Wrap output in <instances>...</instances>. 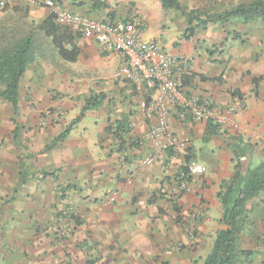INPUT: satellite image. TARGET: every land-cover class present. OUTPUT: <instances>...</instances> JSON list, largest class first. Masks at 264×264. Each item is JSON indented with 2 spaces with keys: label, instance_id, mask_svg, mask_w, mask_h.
<instances>
[{
  "label": "crops",
  "instance_id": "crops-1",
  "mask_svg": "<svg viewBox=\"0 0 264 264\" xmlns=\"http://www.w3.org/2000/svg\"><path fill=\"white\" fill-rule=\"evenodd\" d=\"M47 1L0 6V44L9 33L35 44L17 111L0 95V264H200L228 228L218 193L237 161L244 174L264 162V51H202L196 31L164 28L160 0H57L94 19H145L148 39L192 60L189 94L239 111L237 128L211 130L174 111L171 129L188 148L154 152L144 95L116 77L123 56L68 28L74 38L64 45L79 54L63 58L41 27ZM192 158L207 171L178 190L177 173ZM62 214L69 238L55 230ZM240 237L244 264H264V190L247 202Z\"/></svg>",
  "mask_w": 264,
  "mask_h": 264
},
{
  "label": "built area",
  "instance_id": "built-area-1",
  "mask_svg": "<svg viewBox=\"0 0 264 264\" xmlns=\"http://www.w3.org/2000/svg\"><path fill=\"white\" fill-rule=\"evenodd\" d=\"M9 3L43 4L40 0H0L1 7ZM44 5L59 24L70 28L73 33L97 41L104 50L123 56L116 77L127 80L144 95L141 105L146 115L154 118L148 131L154 152L171 149L177 155L180 149L188 148L187 141L176 136L171 129L169 119L174 111L182 118L190 116L195 121L213 122L222 127L239 126L235 119L239 111L235 107L203 100L187 92L185 81L190 72L191 59L172 55L157 40L148 39L146 32L149 25L145 19H94L70 11L55 0H49ZM153 159V154H150L145 162L150 163ZM206 171L203 163L193 158L188 160L178 171L177 189H187L190 177ZM64 213L73 214L74 209L70 207ZM57 220L60 226L55 227L56 232L70 237L71 230L63 225L64 215H59Z\"/></svg>",
  "mask_w": 264,
  "mask_h": 264
},
{
  "label": "trees",
  "instance_id": "trees-1",
  "mask_svg": "<svg viewBox=\"0 0 264 264\" xmlns=\"http://www.w3.org/2000/svg\"><path fill=\"white\" fill-rule=\"evenodd\" d=\"M71 1L75 3L80 0ZM161 2L166 9L175 7L182 9L190 24L196 17H201L199 24L204 26L210 22L228 21L233 17H241L245 21L264 20V0H253L251 3L239 4L217 13L200 10L187 12V7L181 5L177 0H161ZM63 26L56 21L52 14L41 24L46 34L53 36V44L59 49L60 55L67 60L74 61L79 50L76 45H72V48H67L64 45L66 41L72 42L74 36L68 27L64 26L63 29ZM194 28L189 29L190 34L194 32ZM34 46V38L29 35L18 38L7 36L0 44V82L4 85L0 95L9 100L15 111L18 108L19 81L35 58ZM92 99L96 100V103L93 104L97 106L98 97ZM87 104L92 106L91 99ZM208 126L211 130L218 125L208 122ZM66 134L67 131H64L60 138L65 137ZM235 168L232 179L223 185L225 190L218 193L225 207L223 222L228 228L217 232L212 249L200 264H244L249 260L250 253L242 248L240 234L244 228V211L247 202L264 190V162L245 174L242 161H237ZM179 176L180 174L177 173L178 180Z\"/></svg>",
  "mask_w": 264,
  "mask_h": 264
},
{
  "label": "rangeland",
  "instance_id": "rangeland-1",
  "mask_svg": "<svg viewBox=\"0 0 264 264\" xmlns=\"http://www.w3.org/2000/svg\"><path fill=\"white\" fill-rule=\"evenodd\" d=\"M161 1V0H160ZM181 5L187 7V12L200 10L203 12H222L239 4H248L253 0H177ZM164 7V6H163ZM163 16L167 18L164 28L175 30L184 26V35L190 34L189 29L195 27V35L199 33L198 46L202 51H264V20L255 19L245 21L241 17H233L228 21L212 23L206 26L199 24L201 17L194 18L192 24L188 22L187 16L180 8H163ZM203 19V18H202ZM181 20L183 23L181 24ZM70 29V28H69ZM71 30V29H70ZM72 31V30H71ZM9 37L18 38L20 35L8 34ZM191 36V34H190ZM16 40V39H15ZM238 41H242L239 43ZM244 47L237 49V47ZM42 53V52H41ZM38 51L36 57H38ZM192 60L190 72L191 74ZM195 96H198L192 93ZM199 97V96H198ZM56 110H58L55 107ZM59 111V110H58ZM64 237V236H63ZM69 238V237H68ZM188 263V261H187ZM189 264V263H188Z\"/></svg>",
  "mask_w": 264,
  "mask_h": 264
}]
</instances>
